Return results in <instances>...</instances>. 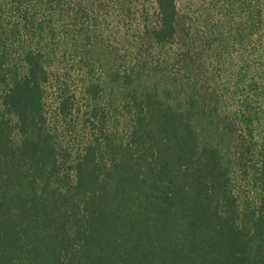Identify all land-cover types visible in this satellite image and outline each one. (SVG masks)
<instances>
[{
	"label": "trees",
	"instance_id": "trees-1",
	"mask_svg": "<svg viewBox=\"0 0 264 264\" xmlns=\"http://www.w3.org/2000/svg\"><path fill=\"white\" fill-rule=\"evenodd\" d=\"M221 16L0 0V264H264V0Z\"/></svg>",
	"mask_w": 264,
	"mask_h": 264
},
{
	"label": "rangeland",
	"instance_id": "rangeland-1",
	"mask_svg": "<svg viewBox=\"0 0 264 264\" xmlns=\"http://www.w3.org/2000/svg\"><path fill=\"white\" fill-rule=\"evenodd\" d=\"M233 0H177L178 6L182 12L191 14L194 17L205 18L211 21L215 16L225 15V8L227 4ZM236 6V5H235ZM219 12H221L219 14ZM54 64V67L57 68ZM74 71L72 72V74ZM77 73V72H75ZM82 84V83H81ZM150 85H156L155 81L149 82ZM160 96L169 102L171 105L177 107L180 103V99L175 93L168 95L166 87L164 84H159ZM178 97V98H177ZM180 99V100H179ZM207 115L200 109L196 108L194 111V125L200 134L201 140L203 142H211L212 144H217L222 146V148H227L232 146L234 141H232L227 134L224 133V129L218 124L211 123L213 119L206 117ZM229 151H232L231 149ZM237 176V175H236ZM236 181L238 179L236 178ZM239 184V183H237Z\"/></svg>",
	"mask_w": 264,
	"mask_h": 264
}]
</instances>
